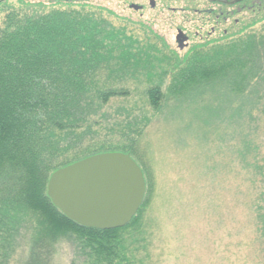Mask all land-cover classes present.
I'll return each instance as SVG.
<instances>
[{
  "label": "trees",
  "instance_id": "trees-1",
  "mask_svg": "<svg viewBox=\"0 0 264 264\" xmlns=\"http://www.w3.org/2000/svg\"><path fill=\"white\" fill-rule=\"evenodd\" d=\"M8 1L0 0L6 8L0 21V264H58L64 243L73 248L72 264H151V238L142 221L147 191L128 224L97 229L54 206L47 183L57 169L94 154L123 152L133 158L149 118H109L104 107L130 94L115 81L153 59L134 50L131 37L89 0H57L58 5L18 0L17 8ZM228 4L232 13L222 14L225 21L264 8V0ZM231 34L223 31L221 41L197 45L182 58L173 54L169 60L177 68L171 82L165 88L152 84L145 94L154 111L171 97L211 98L204 102L209 115L235 142L238 202L255 213L262 235L264 27L228 39ZM164 75L163 69L157 78ZM101 129L111 137L97 139Z\"/></svg>",
  "mask_w": 264,
  "mask_h": 264
},
{
  "label": "rangeland",
  "instance_id": "rangeland-1",
  "mask_svg": "<svg viewBox=\"0 0 264 264\" xmlns=\"http://www.w3.org/2000/svg\"><path fill=\"white\" fill-rule=\"evenodd\" d=\"M26 1L57 4V0ZM125 1L89 0L88 5L102 8V15L114 28L131 37L134 50L153 59L140 63L136 74L123 82L115 81L113 84L125 86L130 94L114 98L104 107L109 118H149L133 158L142 169L150 197L142 221L151 238V264H264V231L262 235L256 231L255 213L238 202L236 190L240 180L232 151L235 142L227 136L224 125L219 126L209 115L204 102L211 98L196 93L185 94L177 101L171 97L164 101L160 111H154L145 94L152 84L160 82L165 88L171 82L177 68L176 62L169 60L173 54L182 58L197 45L210 46L221 41L226 30L232 33L229 39L263 28L264 8L260 12L243 11L228 16V21L221 17L219 24L186 23L181 16L189 15L186 9L192 0L181 3L182 11L178 13L176 9V14L169 13L171 9L163 7V2H158L154 11H136ZM7 5L17 8L18 0H9ZM227 8L222 5L221 11ZM4 9L0 6V21ZM234 20L238 21L237 26ZM213 27L215 31L210 34ZM178 28L189 37L187 45L176 40ZM163 69L166 75L158 79ZM100 131L97 139L111 137L106 135L107 130ZM261 151L264 155V147ZM73 261V248L62 244L56 263Z\"/></svg>",
  "mask_w": 264,
  "mask_h": 264
},
{
  "label": "water",
  "instance_id": "water-1",
  "mask_svg": "<svg viewBox=\"0 0 264 264\" xmlns=\"http://www.w3.org/2000/svg\"><path fill=\"white\" fill-rule=\"evenodd\" d=\"M146 192L143 172L127 153L94 154L54 171L47 195L66 217L86 227L128 224Z\"/></svg>",
  "mask_w": 264,
  "mask_h": 264
},
{
  "label": "flooded vegetation",
  "instance_id": "flooded-vegetation-1",
  "mask_svg": "<svg viewBox=\"0 0 264 264\" xmlns=\"http://www.w3.org/2000/svg\"><path fill=\"white\" fill-rule=\"evenodd\" d=\"M192 1H191L192 3H190L191 6H189L186 9L189 15L181 16L183 18L181 21L183 22L193 23V22H199V21H203V22L210 21L215 24H219L220 18L223 13L226 15L232 13L231 10L230 11L226 10L225 11L226 13L221 11L222 3L224 5H231L228 3L232 2V0H192ZM125 2L130 8H133L136 11H139V10L143 11L147 9L150 11H154L155 9L159 7L158 2H163V7L165 5L166 8L168 7L169 9H171L169 13L176 14L173 12L174 11L176 12V9H179V11L177 12L180 13L182 11L181 3L184 2V4H186L187 1L186 0H160V1L159 0H134L133 2L131 0H126ZM169 4H173V5L180 4V5L172 6ZM209 12H212L211 16L209 15H207L208 17L205 16ZM177 33L178 34H177L176 40L178 41V43L184 42L183 44H180V45H187L189 37L186 35L184 30L182 28H178Z\"/></svg>",
  "mask_w": 264,
  "mask_h": 264
}]
</instances>
